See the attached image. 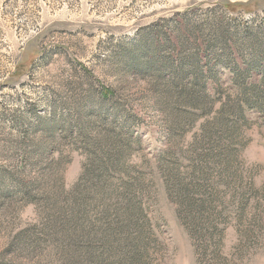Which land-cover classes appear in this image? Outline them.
Returning a JSON list of instances; mask_svg holds the SVG:
<instances>
[{
    "label": "rangeland",
    "instance_id": "rangeland-1",
    "mask_svg": "<svg viewBox=\"0 0 264 264\" xmlns=\"http://www.w3.org/2000/svg\"><path fill=\"white\" fill-rule=\"evenodd\" d=\"M107 148L146 191L153 264H264V0H0V258L27 264L7 250L39 220L5 178L20 155L70 187Z\"/></svg>",
    "mask_w": 264,
    "mask_h": 264
},
{
    "label": "trees",
    "instance_id": "trees-1",
    "mask_svg": "<svg viewBox=\"0 0 264 264\" xmlns=\"http://www.w3.org/2000/svg\"><path fill=\"white\" fill-rule=\"evenodd\" d=\"M155 49L147 45L143 56L149 57ZM247 73H238L237 79H245ZM184 91L192 90L186 87ZM239 93L236 115L241 117L243 106L252 107V102L245 90L240 88ZM199 105L186 102L185 118L195 120L202 112ZM83 138L89 141L88 135ZM100 152L95 154L99 164L86 167L70 187L64 182L65 169L60 168L62 158L52 160L46 170L41 167L48 161L45 154L36 163L20 155L14 171L5 178L17 188L11 196L38 209L39 220L15 235L7 254H21L28 258L27 264H153L150 242L159 246L155 248L162 246L152 237L150 207L143 209L146 191L129 176L131 172L113 162L115 150ZM29 167L37 176L32 177ZM0 264L21 263L4 256Z\"/></svg>",
    "mask_w": 264,
    "mask_h": 264
}]
</instances>
